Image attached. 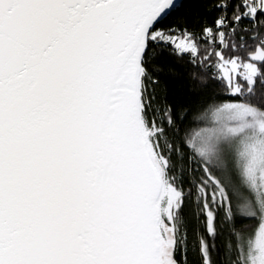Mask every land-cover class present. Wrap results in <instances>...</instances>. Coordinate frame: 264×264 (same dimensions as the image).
Here are the masks:
<instances>
[{"label":"snow or ice","instance_id":"6c2138e0","mask_svg":"<svg viewBox=\"0 0 264 264\" xmlns=\"http://www.w3.org/2000/svg\"><path fill=\"white\" fill-rule=\"evenodd\" d=\"M182 7L0 0V264H264V0Z\"/></svg>","mask_w":264,"mask_h":264},{"label":"trees","instance_id":"16d2710c","mask_svg":"<svg viewBox=\"0 0 264 264\" xmlns=\"http://www.w3.org/2000/svg\"><path fill=\"white\" fill-rule=\"evenodd\" d=\"M213 0H181L182 8L173 11L172 14L165 20V23L174 22L179 17H185L190 23H195L197 20L208 19L211 23L212 19L218 15L215 10L207 11ZM164 72L161 74L162 82L167 86L168 99L176 105H196L201 94L198 89V83L193 82L188 78L186 68L183 63L175 57L164 55L158 61ZM192 226H189V241L191 243ZM191 259V255H190Z\"/></svg>","mask_w":264,"mask_h":264}]
</instances>
